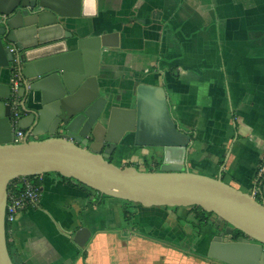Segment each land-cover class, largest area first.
I'll use <instances>...</instances> for the list:
<instances>
[{"label": "crops", "instance_id": "1", "mask_svg": "<svg viewBox=\"0 0 264 264\" xmlns=\"http://www.w3.org/2000/svg\"><path fill=\"white\" fill-rule=\"evenodd\" d=\"M95 10L66 29L88 41L85 50H101V86L133 99L139 84L164 87L192 138L188 169L258 189L264 202V0H98ZM13 76L5 69L1 82ZM159 150L130 140L112 162L135 166ZM36 181L38 204L10 228L17 264H225L208 257L215 234L199 235L187 207L130 204L55 173ZM84 227L92 234L79 247Z\"/></svg>", "mask_w": 264, "mask_h": 264}, {"label": "water", "instance_id": "2", "mask_svg": "<svg viewBox=\"0 0 264 264\" xmlns=\"http://www.w3.org/2000/svg\"><path fill=\"white\" fill-rule=\"evenodd\" d=\"M97 3L0 0V264H14L7 246L10 183L50 173L146 208L200 207L243 234L214 236L209 258L264 264V202L188 169L192 138L174 120L164 87L139 84L133 99L101 86V50H85L88 41L74 40L66 29L68 19L96 16ZM5 69L22 79L18 129L26 137L20 144L11 125V84L1 82ZM130 140L160 148L158 171L112 162ZM91 234L81 228L74 241L84 247Z\"/></svg>", "mask_w": 264, "mask_h": 264}, {"label": "built area", "instance_id": "3", "mask_svg": "<svg viewBox=\"0 0 264 264\" xmlns=\"http://www.w3.org/2000/svg\"><path fill=\"white\" fill-rule=\"evenodd\" d=\"M21 83L22 79L17 74H14L11 82L12 96L9 104L11 106V125L15 131V144L22 143L26 137V133L18 129V123L22 117L21 99L18 96ZM38 177L39 176L20 177L17 179L16 183L9 188L6 221L10 226L15 223L21 211L29 207H35L38 204L41 197V186L36 181ZM257 183L258 185L264 183V154L260 163ZM258 193V189H255L251 195L256 198Z\"/></svg>", "mask_w": 264, "mask_h": 264}, {"label": "trees", "instance_id": "4", "mask_svg": "<svg viewBox=\"0 0 264 264\" xmlns=\"http://www.w3.org/2000/svg\"><path fill=\"white\" fill-rule=\"evenodd\" d=\"M158 166H160V164H158ZM61 177H63V176H61ZM64 179H67V180H70V181H74V180H72V179H68V178H65V177H63ZM16 181H17V179H15L14 181H12L11 183H10V185H9V188L13 185V184H15L16 183ZM85 187V186H84ZM85 188H87L88 190H91V191H93L92 189H90V188H88V187H85ZM104 197H108V196H105V195H103ZM128 203H132V202H128ZM165 209H167V210H177L178 209V207L177 208H168V207H164ZM197 209L199 210L198 211V214H196V219H197V223H194L193 224V228H197L198 230V233H199V235H204V233H205V229H207L208 231L210 230V232H211V229H212V225L215 223V222H211V223H209V221H210V219H209V217L211 216V215H214L213 213H208L207 211H205V210H203V209H201L200 207H197ZM215 216V215H214ZM218 218V217H217ZM220 221H222V222H224L223 220H221L220 218H218ZM225 224H227L226 222H224ZM210 225H211V227H210ZM210 227V228H209ZM10 228H11V226L7 223V246H8V249H9V252H10V255H11V258H12V260H13V262H14V264H17L16 263V260H15V250H14V245H13V243H12V241H11V238H10ZM218 228V227H217ZM216 230V229H215ZM217 231V230H216ZM234 233L235 234H233V239H236V238H238V237H240L241 235H243L240 231H238V230H235L234 229Z\"/></svg>", "mask_w": 264, "mask_h": 264}, {"label": "rangeland", "instance_id": "5", "mask_svg": "<svg viewBox=\"0 0 264 264\" xmlns=\"http://www.w3.org/2000/svg\"><path fill=\"white\" fill-rule=\"evenodd\" d=\"M31 140H32V138H30V141ZM130 164L135 165L136 168H138L142 171H158L160 169V166H158V164H161V157H160V154L154 153L153 155L148 157V160H146L145 158H141V159H139L138 163L131 162ZM130 204H132V203H130ZM187 211H189V214H190V217L192 218V221H194V223H197L196 214H198V211H199L197 209V207H187ZM209 219H210L209 223H211L212 221L215 223L219 222L222 226V229L229 226L228 224H225L224 222L220 221L214 215H211L209 217ZM211 232H212L211 234H215V235L217 234V231L215 229H211ZM227 237H228V239H231L232 235L230 234Z\"/></svg>", "mask_w": 264, "mask_h": 264}, {"label": "flooded vegetation", "instance_id": "6", "mask_svg": "<svg viewBox=\"0 0 264 264\" xmlns=\"http://www.w3.org/2000/svg\"><path fill=\"white\" fill-rule=\"evenodd\" d=\"M217 227H218V228H216V230H217V234H216V235H219V234H220L221 232H223V231L227 232V236H229L230 234L233 236V234H235V233H234V229H233L230 225L222 229V226H221V224L219 223V225H217ZM216 235H215V236H216ZM227 238H228V237H227Z\"/></svg>", "mask_w": 264, "mask_h": 264}]
</instances>
